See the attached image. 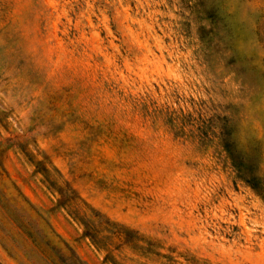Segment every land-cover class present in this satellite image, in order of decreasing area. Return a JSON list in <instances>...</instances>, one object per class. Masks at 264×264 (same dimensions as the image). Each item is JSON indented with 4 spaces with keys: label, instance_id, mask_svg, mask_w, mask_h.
Listing matches in <instances>:
<instances>
[{
    "label": "rangeland",
    "instance_id": "rangeland-1",
    "mask_svg": "<svg viewBox=\"0 0 264 264\" xmlns=\"http://www.w3.org/2000/svg\"><path fill=\"white\" fill-rule=\"evenodd\" d=\"M226 118L264 175V0H0V213L86 264H264V200L223 150Z\"/></svg>",
    "mask_w": 264,
    "mask_h": 264
},
{
    "label": "trees",
    "instance_id": "trees-1",
    "mask_svg": "<svg viewBox=\"0 0 264 264\" xmlns=\"http://www.w3.org/2000/svg\"><path fill=\"white\" fill-rule=\"evenodd\" d=\"M220 137L223 150L226 152L239 177L264 200V175L259 173V169L253 166L242 152L236 150L227 118L220 125ZM40 163V161L36 163L37 170L44 174L46 182H49L50 186L59 194L56 207L68 208L70 215L83 225V236L89 237L97 244L99 238H102L103 229L100 227V223L96 222L91 214L81 213L78 209H75L76 202L81 200L76 190L69 182L58 185L55 181H49V171L41 166ZM29 204L35 210L30 202ZM1 208L0 245L10 256L22 259L20 261L21 264H86L80 259L75 250L51 227L50 230L59 239V243L52 241L48 235L40 233V229L37 228V221L31 214H28L27 217L18 216L13 211ZM35 212L40 218V213L36 210ZM97 216L102 223L110 222L108 219H106L107 221L103 220L104 217L100 214H97ZM7 225H11V228ZM119 229L130 232L122 226H119ZM24 243L27 247L24 246Z\"/></svg>",
    "mask_w": 264,
    "mask_h": 264
}]
</instances>
